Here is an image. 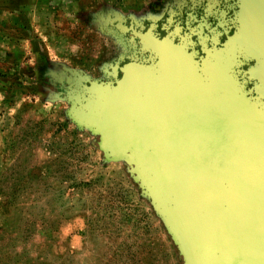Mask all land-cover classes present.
I'll return each instance as SVG.
<instances>
[{"label":"rangeland","instance_id":"rangeland-1","mask_svg":"<svg viewBox=\"0 0 264 264\" xmlns=\"http://www.w3.org/2000/svg\"><path fill=\"white\" fill-rule=\"evenodd\" d=\"M260 5L0 0V264H246L197 223L218 191L171 173L143 125L157 120L146 84L176 63L264 112Z\"/></svg>","mask_w":264,"mask_h":264},{"label":"water","instance_id":"water-1","mask_svg":"<svg viewBox=\"0 0 264 264\" xmlns=\"http://www.w3.org/2000/svg\"><path fill=\"white\" fill-rule=\"evenodd\" d=\"M263 42L250 45L262 57L264 99ZM171 73L146 84L157 120L144 121V138L170 148L171 173L201 179L218 191L197 220L215 253L227 261L264 264V112L245 109L224 80L205 84L183 63Z\"/></svg>","mask_w":264,"mask_h":264},{"label":"flooded vegetation","instance_id":"flooded-vegetation-1","mask_svg":"<svg viewBox=\"0 0 264 264\" xmlns=\"http://www.w3.org/2000/svg\"><path fill=\"white\" fill-rule=\"evenodd\" d=\"M260 9L262 10V15L260 16V13L256 12V10L254 8H249V30L251 32V34H254L256 27H258L257 30V35L260 34V32H263L264 30V7L263 6H259ZM254 9V10H253ZM256 13L258 14L257 16ZM253 37V36H252ZM264 39V38H263ZM252 41H264L260 38H257V40L255 38L252 39Z\"/></svg>","mask_w":264,"mask_h":264},{"label":"bare ground","instance_id":"bare-ground-1","mask_svg":"<svg viewBox=\"0 0 264 264\" xmlns=\"http://www.w3.org/2000/svg\"><path fill=\"white\" fill-rule=\"evenodd\" d=\"M212 161V160H211ZM216 161V159H214V162ZM210 162V161H209ZM218 168H220V167H218Z\"/></svg>","mask_w":264,"mask_h":264}]
</instances>
